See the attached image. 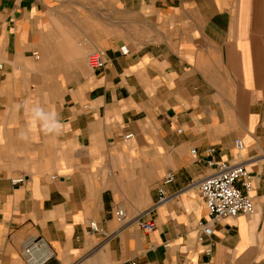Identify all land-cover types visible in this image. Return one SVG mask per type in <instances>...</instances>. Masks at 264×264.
I'll use <instances>...</instances> for the list:
<instances>
[{
  "label": "crops",
  "instance_id": "obj_1",
  "mask_svg": "<svg viewBox=\"0 0 264 264\" xmlns=\"http://www.w3.org/2000/svg\"><path fill=\"white\" fill-rule=\"evenodd\" d=\"M0 64V264L32 238L48 264H264V0H0ZM210 159L256 214L201 242Z\"/></svg>",
  "mask_w": 264,
  "mask_h": 264
},
{
  "label": "built area",
  "instance_id": "obj_2",
  "mask_svg": "<svg viewBox=\"0 0 264 264\" xmlns=\"http://www.w3.org/2000/svg\"><path fill=\"white\" fill-rule=\"evenodd\" d=\"M38 58V56H37ZM88 67L92 71H97L105 67V62L100 53H94L88 57ZM3 65L0 64V70ZM133 135H128L130 139ZM238 150L244 149V143L241 140L236 141ZM215 154V149H208L207 155ZM192 155H197V150H192ZM207 165L213 169V173L198 183L200 195L202 196L210 222L199 224L202 236L198 239L203 242L206 238L212 236L213 231L211 223L221 222L226 219H237L239 216H254L256 214V206L250 193L253 190V177L248 169L242 164L230 163L227 161L217 162L212 159L207 161ZM25 178H17L11 180L14 187L23 185ZM175 181L174 173L170 172L163 179L164 185H169ZM168 197L161 191L159 203L166 202ZM150 211L140 214L136 221L138 226L145 232H152L155 228L153 220L147 219ZM116 218L119 222L126 219L125 211L121 208L115 211ZM91 231L93 233L102 234L109 239L104 229L100 228L96 223H91ZM23 255L26 264H48L55 259V252L51 245L43 238L29 239L25 243Z\"/></svg>",
  "mask_w": 264,
  "mask_h": 264
},
{
  "label": "clouds",
  "instance_id": "obj_3",
  "mask_svg": "<svg viewBox=\"0 0 264 264\" xmlns=\"http://www.w3.org/2000/svg\"><path fill=\"white\" fill-rule=\"evenodd\" d=\"M36 115H37L38 117L44 118V117L41 116V113H39V112H37ZM57 127H58V125L52 123V124L49 126V130L51 131V130H53L54 128H57Z\"/></svg>",
  "mask_w": 264,
  "mask_h": 264
}]
</instances>
